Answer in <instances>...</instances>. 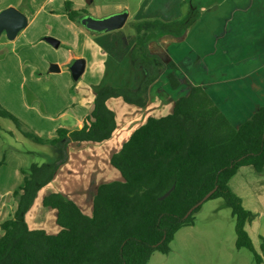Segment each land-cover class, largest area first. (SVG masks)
Segmentation results:
<instances>
[{
	"label": "trees",
	"instance_id": "1",
	"mask_svg": "<svg viewBox=\"0 0 264 264\" xmlns=\"http://www.w3.org/2000/svg\"><path fill=\"white\" fill-rule=\"evenodd\" d=\"M65 6L70 19L82 15L74 10L72 1L66 0ZM198 16L196 5H192L182 20L135 24L137 43L132 60L147 69L138 91L103 85L81 128H59L51 139L23 131L38 143L51 144L60 155L53 163H34L29 170L22 169L23 183L13 192L15 211L1 223L0 264H147L154 250L170 251L181 227L194 224L193 215L202 204L185 217L187 211L215 187L208 199L222 197L231 207L237 247L248 248L257 263L264 264V254L246 228L254 213L230 186L242 166L252 165L257 171L264 168V105L236 126L200 85H191L188 94L179 96L170 113L149 116L112 155L111 163L122 178L98 186L91 214L62 192L53 191L43 197L42 204L56 209L60 230L49 233L31 228L26 221L39 191L66 160L69 142H101L112 136L117 123L108 98L121 96L140 106L147 103L149 87L164 67L147 49L150 35H180ZM170 65L176 67L172 61ZM168 76L177 88L181 81L173 72ZM0 115L20 125L1 105ZM172 187L170 194L160 199Z\"/></svg>",
	"mask_w": 264,
	"mask_h": 264
},
{
	"label": "crops",
	"instance_id": "2",
	"mask_svg": "<svg viewBox=\"0 0 264 264\" xmlns=\"http://www.w3.org/2000/svg\"><path fill=\"white\" fill-rule=\"evenodd\" d=\"M24 1L0 0V14L11 7L22 12L19 5ZM28 2L25 12H22L26 18V25L21 27L13 38L7 35V21L0 22V105L8 112L12 111L16 116H21L35 107L36 116L44 118L28 98H38L35 88L41 84L40 80L43 79L45 71L49 76L64 78L61 82H55L63 86V92L69 99L65 108L64 103L62 107L64 110L60 113L63 121L52 130L55 134L59 127L72 131L84 125V119L90 113L96 92L101 86L110 85L133 91L141 88L147 69L136 66L132 60L137 33L135 28L126 30V24L120 29L103 34L89 33L85 29L74 27L76 41L73 42L75 46L72 47V53L63 60L58 58L51 60L53 62L49 64H57L58 70L52 71L51 66L47 65L48 70L44 67L40 70L42 74L37 75L39 70L35 67L36 64L33 65L35 52L25 49L26 44L20 45L19 40L27 34V26L46 9L50 0ZM151 2L152 7L160 9L161 13L156 15L159 17L156 20L141 21L182 20L192 5H196L199 16L180 35L174 33L150 35L147 49L160 58L164 67L149 87L147 103L140 106L126 102L121 96L108 98L107 105L115 112L117 123L112 136L101 142L68 143L66 160L57 169L53 180L39 191L26 214V221L31 228H43L49 233H57L60 230L56 220V209L42 204L43 197L53 191L62 192L73 199L85 213L91 214L98 186L103 182L122 178L119 170L111 163L112 155L120 150L132 132L144 124L149 116L170 113L176 99L188 94L191 85L202 86L236 126L250 119L264 105V0H151ZM72 3L74 5L73 1ZM173 7L178 9L189 7V11L182 16L183 18L167 17ZM64 8L68 16L65 2ZM53 13H56L55 10ZM151 14L152 11H145V15ZM68 18L73 27L74 21L69 16ZM141 21L134 18L132 23L137 24ZM61 43L62 40L59 46ZM79 57L85 58L86 67L81 77L74 80L68 65L72 63L73 58ZM170 61L174 62L176 67H172ZM15 67L21 72L20 79L16 81L13 77ZM27 69L29 73L26 72ZM172 72L181 81L177 88H173L169 80L168 75ZM17 91H20V95H16ZM17 98H20V101ZM41 103L44 108H47V105L54 106L53 101L45 103L42 100ZM48 135L50 139L56 137L52 133ZM55 150L59 151L57 148ZM59 155L55 157L56 160ZM5 171L6 175L5 172L1 174L3 186L0 187V214L6 211L5 218H10L17 205L12 194L23 183L24 175L20 169L15 172L14 180L11 178L12 174L8 170ZM240 182L246 184L249 191L254 192L257 197L264 199V168L257 171L252 165L242 166L230 180V186L241 196L244 206L254 213V218L246 225L254 241V234L259 235L260 227L256 225L261 216H256V212L244 200L242 192L234 186V183ZM4 219L0 221V227ZM2 232L1 228L0 235Z\"/></svg>",
	"mask_w": 264,
	"mask_h": 264
},
{
	"label": "rangeland",
	"instance_id": "3",
	"mask_svg": "<svg viewBox=\"0 0 264 264\" xmlns=\"http://www.w3.org/2000/svg\"><path fill=\"white\" fill-rule=\"evenodd\" d=\"M25 1L19 5L22 12H25L29 4V0ZM65 1L50 0L46 9L35 18L36 20L32 24L27 26V34L19 40L20 45L26 44L25 49L35 52L36 57H33V65L36 64L35 67L39 70L37 75L42 74L40 70H43L44 67L45 70H48L47 65L51 66L49 63L53 62L51 61L53 58L63 60L69 53H72V47L75 46L73 42L76 41L74 27L85 29L79 19L73 20V27H71L64 8ZM72 1L74 10L82 15L89 14L94 17H104L127 7L130 11L125 26L128 31L135 28V24L132 23L134 18H138V21L156 20L159 17L156 15L161 13L160 9L151 6V0ZM188 8L173 7L167 17L183 18L182 16L189 11ZM53 10L56 13H53ZM145 11H152V14L145 15ZM66 23L69 24L66 25ZM48 36L59 41L62 40V43L60 46H54L46 40ZM72 60L74 61L75 58ZM26 72L29 73V69ZM13 74L15 81L20 79L21 72H18L16 67L13 69ZM63 80V77L49 76L45 71L43 79L40 80L41 84L35 88L38 98H28L29 102L44 115V118L36 116L37 110L34 106L33 110H28L21 116L10 112L20 121L19 126L11 117L0 115V187L3 186L1 174L3 172L5 175L7 174L5 170H8L12 174L11 178L13 177L15 180L14 174L20 169L21 171L22 169L29 170L34 163H52L56 160L57 154L59 155V151L57 152L54 146L38 143L32 138L24 136L23 131L34 132L46 139H50V135H48L50 133L57 136V130L60 127L56 130V134L52 130H55L56 126L63 121V116H60V113L69 102L67 94L63 92V86L57 83ZM51 84L54 86L50 87ZM16 95H20V91H17ZM17 99L20 101V98ZM42 100L45 103L53 101L54 106L47 105V108H44ZM64 103L65 106L62 108ZM66 183L67 181L64 184ZM234 186L242 192L244 200L256 212V216H261L256 225L260 227L259 235L254 234L253 237L258 251L264 254V199L257 197L251 190L249 191L246 184L242 182L234 183ZM5 214L6 211L0 214V221L5 218ZM193 216L194 224L183 226L176 232L170 243V251L164 253L161 250H154L147 264H258L251 250L246 247H237L236 218L231 207L222 197L206 200Z\"/></svg>",
	"mask_w": 264,
	"mask_h": 264
},
{
	"label": "water",
	"instance_id": "4",
	"mask_svg": "<svg viewBox=\"0 0 264 264\" xmlns=\"http://www.w3.org/2000/svg\"><path fill=\"white\" fill-rule=\"evenodd\" d=\"M129 11L127 8H124L120 11L111 13L104 17H94L89 14H83L79 17V22L81 25L91 33L94 34H103L116 29L122 28L128 19ZM7 21V35L10 38H13L16 35V32L23 26L26 25V18L23 13L18 8H8L1 12L0 22ZM46 40L49 41L54 46H58L60 41L54 37L48 36ZM86 67V60L83 57L76 58L69 66L72 77L74 80H78L81 75L84 73ZM50 69L56 71L59 69L57 64H52ZM217 187L209 191L202 199L195 203L186 213L185 217L189 216L190 213L199 205L203 204L216 190ZM169 189L165 192L160 199L165 198L171 192Z\"/></svg>",
	"mask_w": 264,
	"mask_h": 264
},
{
	"label": "bare ground",
	"instance_id": "5",
	"mask_svg": "<svg viewBox=\"0 0 264 264\" xmlns=\"http://www.w3.org/2000/svg\"><path fill=\"white\" fill-rule=\"evenodd\" d=\"M120 140H121V139H120ZM103 156H104V154H103ZM104 160H105V159H104ZM104 160H103V161H104ZM101 162H102V161H101ZM106 166H107V165H106Z\"/></svg>",
	"mask_w": 264,
	"mask_h": 264
}]
</instances>
